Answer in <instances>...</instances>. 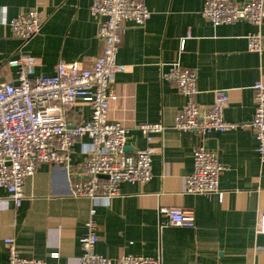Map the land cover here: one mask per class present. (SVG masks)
Wrapping results in <instances>:
<instances>
[{"label":"crops","instance_id":"0c3cea01","mask_svg":"<svg viewBox=\"0 0 264 264\" xmlns=\"http://www.w3.org/2000/svg\"><path fill=\"white\" fill-rule=\"evenodd\" d=\"M151 11L142 25L125 22L117 62L125 71L114 75L116 100L108 118L127 127V152L147 146L136 127L162 122L166 128L150 145L152 178L145 183H118V194L109 200H91L71 194L75 171L83 162V143L77 139L70 156L71 174L61 166L40 163L24 181V199L15 206L0 188V264H8L3 239L12 236L23 258L50 262L57 251L58 264H78L82 249L78 238L86 230L90 210L97 225L95 251L113 261L122 254L161 255V264H264V235L255 233L264 209V162L255 151L257 141L248 125L254 116L253 84L264 81V49H247V35L260 30L246 21L212 26L201 10L205 0H142ZM241 3L244 0H234ZM92 0H0V80H15L16 68L7 58H36L34 75L52 74L58 61L90 67L101 54L97 18ZM36 9L40 30L26 41L15 37L6 22ZM184 48L181 39L186 37ZM264 43V40H263ZM178 63L194 70L197 92L193 100L209 105L214 92L229 96L225 120L234 126L212 131L205 148L215 152L224 166L216 194L185 192V178L193 170V150L200 136L173 128L174 116L187 98L161 71ZM68 122L90 117V107L71 106ZM159 206L193 211L194 227L161 224ZM115 264V263H114Z\"/></svg>","mask_w":264,"mask_h":264},{"label":"built area","instance_id":"2783aa9c","mask_svg":"<svg viewBox=\"0 0 264 264\" xmlns=\"http://www.w3.org/2000/svg\"><path fill=\"white\" fill-rule=\"evenodd\" d=\"M92 16L97 18V36L103 49L90 67L58 61L52 74L34 75L36 58L17 55L7 58L5 64L16 68L15 80H0V188L7 192L15 206L24 199L23 185L31 177L37 165L47 163L64 167L71 174L70 156L77 139L86 137L83 143L85 157L71 183V194L91 200H109L118 194V183H145L152 178L150 143L154 135L162 133V122L139 123L136 127L146 138L147 146L131 152L125 150L128 129L120 121L108 118L110 102L116 100L113 88L114 75L126 66L117 62V53L125 31V22L144 24L151 11L142 0H92ZM202 16L212 26L246 21L261 26L264 21V0H205ZM1 23V22H0ZM11 33L22 41L35 35L41 28L42 17L36 9L14 16L6 22ZM186 37L181 39L184 48ZM264 34L257 30L247 35V49L261 53ZM1 65V61H0ZM161 78L173 82L187 100L174 116L173 128L200 136L193 150V170L185 178V192L192 194H216L223 202L225 191L219 189L218 178L223 164L215 152L205 148V141L212 131H225L234 126L225 120L224 110L229 96L215 91L209 105H199L193 100L197 92V75L194 70L178 63L161 71ZM254 116L249 126L257 141L255 148L260 162H264V81L253 86ZM90 107V117L68 122L70 107L76 103ZM104 175L106 177H102ZM163 224L194 227L193 211L176 206H159ZM90 210L86 230L78 241L82 249L78 264H161V255L122 254L115 261L95 251L98 242L97 225ZM255 233L264 235V209L260 210ZM8 252V264H58L57 251L50 252V262L27 259L20 256L16 240L12 236L3 239Z\"/></svg>","mask_w":264,"mask_h":264},{"label":"water","instance_id":"95a60500","mask_svg":"<svg viewBox=\"0 0 264 264\" xmlns=\"http://www.w3.org/2000/svg\"><path fill=\"white\" fill-rule=\"evenodd\" d=\"M125 150H128V148L125 146ZM102 177H106V176H104V175H101Z\"/></svg>","mask_w":264,"mask_h":264}]
</instances>
